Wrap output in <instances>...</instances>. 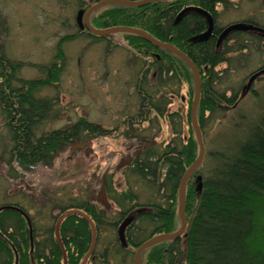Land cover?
Returning a JSON list of instances; mask_svg holds the SVG:
<instances>
[{"label":"trees","instance_id":"obj_1","mask_svg":"<svg viewBox=\"0 0 264 264\" xmlns=\"http://www.w3.org/2000/svg\"><path fill=\"white\" fill-rule=\"evenodd\" d=\"M231 4L229 0H172L154 2L140 8L108 5L90 16V24L95 29H139L185 54L200 74L201 92L196 115L201 130L208 116L220 106L233 107L240 100L242 89L225 87L219 90L225 78L222 75L234 61L250 64L252 59L243 58L246 52L258 55L264 47V35L254 32H232L217 47V38L226 28L216 24L220 15L218 8L226 10ZM185 9L187 12L178 19ZM200 12L210 15L214 22L212 34L207 40L201 39L208 26L206 17ZM242 22L259 26L252 20ZM5 34L6 25L0 14V39ZM81 35L93 41H108L110 38L90 35L86 30H78L76 35L62 38L57 46L55 61L48 66L38 67L42 77L34 80L19 78L24 63L9 60L0 42V123L10 146L7 165L11 176L22 175L17 174L12 164L21 171H29L39 164L51 163L68 144L82 137L108 134L107 129L83 117L64 129L39 133L40 125L60 118V110L58 98H40L37 94L58 82L61 63L64 62L60 49L62 44ZM114 35L120 36L126 43L134 59L143 61L135 85L139 98L136 118L140 121L132 120V117L129 123H125V136L140 139L139 127L136 129L134 125L148 122L149 126H158L157 121L165 116L167 107L172 103L164 93L157 99L162 89L171 85L180 89L186 85L187 98L191 103L193 76L187 65L168 51L156 48L135 35ZM231 54L237 55L229 56ZM222 64L227 67L217 69ZM150 72H153L151 82L148 78ZM249 93L257 96L253 89ZM171 94L175 95L174 92ZM150 115H154L155 120L149 119ZM178 116L177 112L168 115L167 119L173 122ZM186 117L187 137L173 138L161 153L153 147L147 149L134 159L128 169L138 179L145 181L148 189L155 193L162 192L165 203L152 200L144 205L150 209L137 215L125 232L128 249L122 248L118 241L125 253L133 255L150 237L175 232L179 226L176 216L179 181L198 154L189 110ZM209 156L216 159L211 173L208 176L197 175L199 167L186 184L184 212L187 226L184 235L176 241L162 242L145 250L141 255L142 264H264V115L250 129L247 139L238 143L234 153H209ZM197 177L201 178L199 182ZM198 183L201 184L200 191L197 190ZM118 196L123 205L127 204L130 208L118 214L117 221L111 224L114 228H118L128 211L139 207L134 204L136 197L131 190L122 191ZM113 200L121 206L118 199ZM2 207L11 208L0 212V264H15V256L16 264H32L31 259L33 264H63L62 253L54 236V225L58 215L66 210H80L92 220L96 229V244L101 229L107 224V211L85 201L58 206L59 212L50 218V225L45 220L34 219L19 204L3 203L0 204ZM48 207L44 206L45 209ZM140 222L153 226L149 234H143L146 228ZM59 235L67 264H80L91 241L86 221L79 216H69L61 223ZM109 253V248L102 249L99 255L93 251L87 264H110Z\"/></svg>","mask_w":264,"mask_h":264},{"label":"rangeland","instance_id":"obj_2","mask_svg":"<svg viewBox=\"0 0 264 264\" xmlns=\"http://www.w3.org/2000/svg\"><path fill=\"white\" fill-rule=\"evenodd\" d=\"M229 1L232 4L226 10L218 8L220 15L216 21L217 26L227 27L244 20H252L259 26H264L260 0ZM97 2L0 0V14L6 25V34L1 37L0 42L9 60L24 63L18 74L19 78L40 79L42 75L38 67L48 66L55 61L60 40L77 34V13L80 10L86 11ZM60 49L64 62L61 63L58 82L37 94L40 98H58L60 118L40 125L39 133L64 129L83 117L107 129L108 134L97 138L82 137V141L88 138L92 140V152L85 153L84 148L80 147L81 143L76 141L71 144V148L59 152L49 164H39L29 171H21L12 164L17 174L22 173L20 177H14L9 174L7 164L10 146L0 123V204H19L34 219L45 220L50 225V218L59 212L58 206H70L87 200L94 202L99 195V192L94 194L97 192V184L101 185L104 177L114 190L111 195L120 201L121 206L107 195V224L101 229L94 251L99 255L102 249L109 248L110 264H134L133 255L120 249L117 228L111 226L117 221L119 213L130 208L127 204L123 205L118 193L129 189L135 194L134 204L139 207L131 212L150 209L144 205L152 200L163 204L165 198L161 197L162 192L155 193L148 189L145 181L138 179L130 170L115 172L114 168L128 148L132 157L152 147L161 153L173 138L187 137L186 115L187 110L190 113L193 96L189 104L186 85L180 89L173 85L162 89L157 99L164 93L167 98H171L172 103L167 107L165 116L157 121L158 126L140 122L134 128L139 127L142 138H127L125 123H129L132 117V120L140 121L136 118L139 98L135 93V85L143 61L134 59L132 52L118 35H113L108 41H93L81 35L62 44ZM247 57L252 59L250 64L234 61L222 75L225 78L222 80L223 85L219 86L220 91L225 87L241 91L248 77L264 65V47L258 55L246 52L243 58ZM226 67V64H222L217 69ZM152 75L153 72L148 75L150 82ZM251 89L257 96L249 93ZM251 89L235 106H220L204 122L201 128L204 158L197 175L208 176L215 167L216 159L210 157L209 153H234L238 143L247 139L250 129L264 115V75L254 81ZM177 112L180 116L173 122L167 119L168 115ZM149 119L155 120L154 115H150ZM42 203H47L49 207L45 209L46 205L43 206ZM139 224L146 228L143 234H149L153 229L147 222ZM178 224L180 226L179 220Z\"/></svg>","mask_w":264,"mask_h":264},{"label":"water","instance_id":"obj_3","mask_svg":"<svg viewBox=\"0 0 264 264\" xmlns=\"http://www.w3.org/2000/svg\"><path fill=\"white\" fill-rule=\"evenodd\" d=\"M160 1H172V0H100L97 3L93 4L91 7H89L86 11L80 10L76 15V24L80 31L86 30L90 35H94L99 38H109L114 34H120V33L138 36L144 39L146 42L152 44L156 48L166 50L169 53L176 56L177 58H179L180 60H182L187 65V67L189 68L193 76L194 94H193V100H192L191 107H190L189 116H190L191 128L194 132L195 139L199 147V152H198V155L195 161L186 169V171L184 172V174L182 175L179 181L178 192H177V217H178L180 226H179V229L173 233L157 234V235L150 237L148 240L144 241L134 251V254H133L134 264H142L141 255L145 250L149 249L150 247L155 246L162 242L176 241L177 239L181 238L182 235H184V232L187 226V220H186V216L184 212L186 184H187L189 177L194 173L195 170H197L200 167V165L202 164L203 158H204V145H203V140H202V134H201V130L198 125V121L196 117L197 107H198V103L200 99V92H201L200 74H199L197 67L191 62V60L185 54L177 50L171 44L158 41L154 39L151 35L146 33L145 31L130 28V27H111L107 29H95L90 24V16L95 11L105 6H108V5H118L124 8H140L148 4H151L154 2H160ZM185 12H187V9L183 10L178 15L177 18L179 19ZM200 13L206 17L207 26H208L207 30L201 35V39L207 40L212 34L214 22L210 15L204 12H200ZM232 32H254V33L264 35V29L256 25H253L251 23H244V22L234 23L232 25L227 26L219 34L217 38V47H219L221 42L225 40L226 37ZM263 75H264V68L253 73L248 78L246 85L242 88L240 99L249 92L254 81ZM129 163H130V160L126 164L128 165ZM122 167L123 165H119L118 169ZM200 180L201 178L197 177V182H199ZM200 189H201V184L198 183L197 190L200 191ZM96 202L107 207L108 202L106 199V194L104 192V189L101 190V193L98 195ZM10 208L11 207H2L0 208V212L2 210L10 209ZM69 216H79L83 218L90 228V232H91L90 246H89L87 253L84 255V257L82 258L80 262V264H87L88 260L90 259L94 251V247L96 243V229H95V226L92 220L85 213H83L80 210H76V209L66 210L65 212L61 213L60 216L57 218L55 225H54V236L60 247L61 253H62L63 264H67V259H66L65 250L63 248V245L60 239L59 229H60L61 223ZM131 222H132V218L128 217L124 219L117 228V238L122 248L127 247V242L125 239V229L131 224ZM27 223H29L28 220H27ZM16 263H17V257L15 256V264ZM31 263L33 264L32 259H31Z\"/></svg>","mask_w":264,"mask_h":264},{"label":"flooded vegetation","instance_id":"obj_4","mask_svg":"<svg viewBox=\"0 0 264 264\" xmlns=\"http://www.w3.org/2000/svg\"><path fill=\"white\" fill-rule=\"evenodd\" d=\"M260 6H261V8H262L261 12L264 13V0H260ZM90 137H92V136H90ZM102 137H105V136H102ZM93 138H97V137L94 136ZM145 141H146V140H145ZM146 142H147V141H146ZM77 143H81V144H80V147H81V149L84 148L83 151H84L85 153L92 152V149H90V148H91V144H92V140H91L90 138L86 139L85 141L78 140ZM68 148H71V144H68V145L66 146L65 149H68ZM145 151H146V150H145ZM145 151H141V152L139 153V155L136 154L135 156L132 157V156H131V152H130V148H128L126 154L121 156V158L119 159L118 164L115 166V168H114L115 172H119L120 170H123V169L128 170V169L131 167V165H132L134 159H135L136 157L140 156L141 154H143ZM129 160H130V163L127 165L126 163H127ZM119 165H123V167L120 168V169H118V166H119ZM125 170H124V171H125ZM124 171H122V173H124ZM110 187H111V188H110ZM96 188H97V192L94 193L95 195H96L100 190L104 189V192H105V194H106V199H107V195H108L110 198L112 197V201L115 202V200H113V195H111V189H113V188H112L111 185H109L107 179H105V178L103 177V180H102V182H101V185L97 184V187H96ZM113 191H114V190H113ZM88 195H89V194H88ZM88 198H89V196H88ZM85 202H89V203L94 204V205L96 204L98 207L101 206L102 208L100 207V209L103 210V211H106V210L108 209V205H107V207H105L104 205H101V204H99V203H96V199H95L94 202H90L89 200H87V201H85ZM107 202H108V200H107ZM135 209H136V208H135ZM132 210H134V209H132ZM146 212H147V209H146V208L138 209V210L133 211V212H131V210H130V211L127 212L128 214H126V215L124 216V218L121 220V222L118 224V226L122 223V221H123L124 219H126V218H128V217H129V218H132V222H131V224H132V223L135 221L137 215H139V214H141V213H146ZM107 213H108V212H107ZM131 224H130V225H131ZM130 225H129V226H130ZM129 226H128V227H129ZM128 227H127V228H128ZM127 228L125 229V232H126Z\"/></svg>","mask_w":264,"mask_h":264}]
</instances>
